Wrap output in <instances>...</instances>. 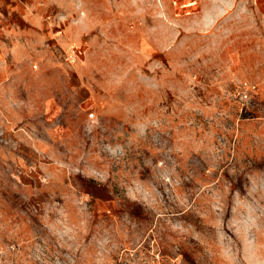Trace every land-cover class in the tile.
<instances>
[{"label": "rangeland", "instance_id": "1", "mask_svg": "<svg viewBox=\"0 0 264 264\" xmlns=\"http://www.w3.org/2000/svg\"><path fill=\"white\" fill-rule=\"evenodd\" d=\"M260 1L36 0L0 54V264H264Z\"/></svg>", "mask_w": 264, "mask_h": 264}, {"label": "crops", "instance_id": "2", "mask_svg": "<svg viewBox=\"0 0 264 264\" xmlns=\"http://www.w3.org/2000/svg\"><path fill=\"white\" fill-rule=\"evenodd\" d=\"M35 2L36 0H0V54L7 46V39L14 45L18 40L19 45L28 43V37L34 32L33 25L40 19L33 13ZM260 4L264 5V0ZM81 5L82 0H77L78 9ZM46 32L48 35L52 33L48 30Z\"/></svg>", "mask_w": 264, "mask_h": 264}, {"label": "built area", "instance_id": "3", "mask_svg": "<svg viewBox=\"0 0 264 264\" xmlns=\"http://www.w3.org/2000/svg\"><path fill=\"white\" fill-rule=\"evenodd\" d=\"M72 54H74V56H79L77 54H81V50L78 49V48H72ZM237 94L239 96H244V97L248 96V93L245 90H242V89H238L237 90Z\"/></svg>", "mask_w": 264, "mask_h": 264}]
</instances>
